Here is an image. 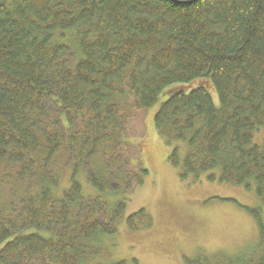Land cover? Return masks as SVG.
<instances>
[{"label": "trees", "instance_id": "1", "mask_svg": "<svg viewBox=\"0 0 264 264\" xmlns=\"http://www.w3.org/2000/svg\"><path fill=\"white\" fill-rule=\"evenodd\" d=\"M10 2L0 0V264L94 260L148 176L132 112L161 97L153 126L179 177L254 189L264 207V139L253 143L264 127V0ZM59 161L71 169L62 190ZM249 212L257 259L186 264H264L262 210ZM124 224L147 230L152 216L140 209Z\"/></svg>", "mask_w": 264, "mask_h": 264}, {"label": "rangeland", "instance_id": "2", "mask_svg": "<svg viewBox=\"0 0 264 264\" xmlns=\"http://www.w3.org/2000/svg\"><path fill=\"white\" fill-rule=\"evenodd\" d=\"M163 99L150 110L132 112L128 136L140 142L138 166L148 170V176L143 185L131 191L115 235H104L99 242L100 253L83 264H186L187 260L223 256L257 259L259 230L249 209L262 210L264 225V207L254 189L209 182L205 174L199 179H181L167 160L172 147L163 143L153 126V114ZM256 132L253 143L260 145L264 127ZM65 167L59 161L55 168L60 175L59 190L69 186L71 169ZM76 179L86 197L95 194L82 172ZM140 209L152 216L153 225L147 230L130 231L125 218ZM207 264L214 263L211 260Z\"/></svg>", "mask_w": 264, "mask_h": 264}]
</instances>
